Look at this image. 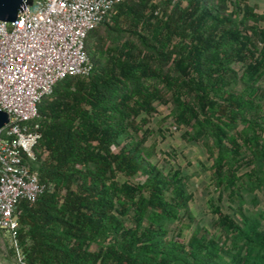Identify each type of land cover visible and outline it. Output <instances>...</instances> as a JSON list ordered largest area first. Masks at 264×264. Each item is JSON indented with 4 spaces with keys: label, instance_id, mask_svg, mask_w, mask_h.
<instances>
[{
    "label": "trees",
    "instance_id": "obj_1",
    "mask_svg": "<svg viewBox=\"0 0 264 264\" xmlns=\"http://www.w3.org/2000/svg\"><path fill=\"white\" fill-rule=\"evenodd\" d=\"M227 4L124 0L105 34L88 35L89 75L58 82L37 107L33 167L53 188L19 205L23 263L264 264V207L244 208L264 198V14ZM163 104L212 161L218 202L236 206L239 224L209 204L221 241L199 228L187 244L169 237L192 221V197L180 170L148 161L146 125Z\"/></svg>",
    "mask_w": 264,
    "mask_h": 264
},
{
    "label": "built area",
    "instance_id": "obj_2",
    "mask_svg": "<svg viewBox=\"0 0 264 264\" xmlns=\"http://www.w3.org/2000/svg\"><path fill=\"white\" fill-rule=\"evenodd\" d=\"M123 1L31 0L15 22H0V112L9 118L0 130V233L11 236L20 263L19 205L53 188L33 167L37 107L58 82L89 75L86 39Z\"/></svg>",
    "mask_w": 264,
    "mask_h": 264
},
{
    "label": "rangeland",
    "instance_id": "obj_3",
    "mask_svg": "<svg viewBox=\"0 0 264 264\" xmlns=\"http://www.w3.org/2000/svg\"><path fill=\"white\" fill-rule=\"evenodd\" d=\"M227 1L229 11L233 10L235 3L240 2L254 7L255 13L264 14V0ZM259 25L264 28V22ZM97 30L98 33L105 34V28L100 27ZM92 37H90V40L89 37L86 39L87 45L92 40ZM236 70L240 72L239 65H236ZM262 84L264 85V82ZM170 109L171 106L169 104L156 105L155 112L150 116L146 125V128L152 132L146 143L147 147H151L153 150L148 161L156 165L164 173L180 170L181 174L187 178L186 189L192 197L188 202V210L192 215V221L184 219L178 226L173 225L170 228L169 237L179 232L178 241L187 244L193 231L199 228L205 230L208 236L221 241V231L215 227L217 216L212 211L213 207H210L209 204L212 201V205L218 206L223 215L230 216L239 224L240 217L232 211L236 206H230L225 195L218 202L219 193L211 182V171L209 170L212 161L208 158L201 143H188L181 139L183 130L177 129L173 124ZM118 180L122 182L123 178L118 177ZM139 180H141V176L137 175L131 178L130 182L136 183ZM256 194L259 199V205L253 208L249 204H245V209L259 211L264 207V198L261 194ZM12 249L15 252L14 255L12 254ZM222 255L225 259H229V246L223 248ZM18 258L11 236L0 233V264L23 263V260L21 259L20 263Z\"/></svg>",
    "mask_w": 264,
    "mask_h": 264
},
{
    "label": "water",
    "instance_id": "obj_4",
    "mask_svg": "<svg viewBox=\"0 0 264 264\" xmlns=\"http://www.w3.org/2000/svg\"><path fill=\"white\" fill-rule=\"evenodd\" d=\"M27 5H31V0H0V22H15L19 12ZM8 122V115L4 112H0V130L3 129Z\"/></svg>",
    "mask_w": 264,
    "mask_h": 264
}]
</instances>
